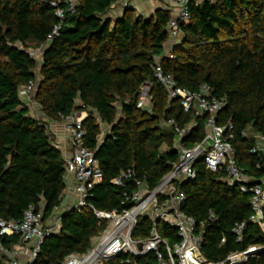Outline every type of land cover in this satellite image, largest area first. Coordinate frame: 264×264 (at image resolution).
I'll use <instances>...</instances> for the list:
<instances>
[{"label": "trees", "instance_id": "16d2710c", "mask_svg": "<svg viewBox=\"0 0 264 264\" xmlns=\"http://www.w3.org/2000/svg\"><path fill=\"white\" fill-rule=\"evenodd\" d=\"M52 0H0V219L20 220L32 205L47 219L61 205L66 188L63 151L49 134V122H62L74 112L86 111L84 143L95 151L103 181L88 201L101 210H121L124 193L133 186L112 184L121 171L133 168L155 186L177 160L175 133L162 123L192 119L179 102L169 104L163 86L154 79L155 57L163 54L168 39L169 10L157 7L148 16L135 7L113 15L117 0H78L66 13L60 34L44 48L41 60L30 49L47 42L59 21ZM183 37L164 57L163 68L178 84L196 91L202 84L227 104L219 123L231 121L233 145L240 166L261 177L260 158L251 153L253 137L243 135L251 126L264 135V0H203L191 4V20L182 25ZM153 81L151 112L138 108L140 86ZM36 84L34 110L21 87ZM185 138L191 147L204 135L203 118ZM103 134L102 140L99 137ZM197 176L181 183L186 195L182 209L197 222L215 218L203 228L202 253L213 263L251 245L264 246V232L250 220L249 193L222 180L199 160ZM246 222L242 239L232 231ZM106 226L89 208H69L61 215L60 229L47 236L36 258L28 264H65L72 254H86L92 238ZM152 223L141 217L135 238H147ZM170 243L178 241L175 228L158 224ZM224 239V242L222 240ZM18 235L6 236L12 249ZM164 259L167 255L164 254ZM0 252V264H8ZM103 264H161L154 252L143 256L120 253ZM240 264H264V249Z\"/></svg>", "mask_w": 264, "mask_h": 264}, {"label": "built area", "instance_id": "2783aa9c", "mask_svg": "<svg viewBox=\"0 0 264 264\" xmlns=\"http://www.w3.org/2000/svg\"><path fill=\"white\" fill-rule=\"evenodd\" d=\"M193 1L195 0H154L159 3V7L171 13L167 25L168 39L164 44L163 54L155 57L154 79L163 86L169 104L179 102L183 111L192 116V119L184 124L175 118L162 123L175 133L177 160L153 187L147 184L145 178L139 177L133 168L121 171L112 180V184L125 186L131 181L132 191L124 193L123 204H127V207L110 211L97 209L88 199L93 196L92 189L103 181L104 175L95 151L84 143L83 120L87 112H74L62 121L66 133L65 144L55 143L65 157V189L70 188L75 199L72 204L67 205L63 197L61 205L56 207L47 219L44 218L42 209L37 210L32 205L26 209L20 220L0 219V252L7 256L8 264L32 262L44 239L60 229L63 211L86 207L93 211L100 222L105 221L106 226L102 232L92 238V246L86 254H72L67 257L65 264H72L74 261L79 264H103L105 260L123 252L143 256L151 251L156 254L161 264H240L264 249L263 245H251L244 251L231 252L221 262L213 263L204 256L201 248L204 243L203 228L206 223L214 220V212L210 211L208 219L199 223L182 209L186 195L181 189V183L196 178L195 165L202 160L208 170L224 172L222 178L224 182L237 186L243 193H249L252 208L250 220L257 223L264 232V174L256 177L239 165L237 151L232 143L235 137L234 126L230 120L226 123L218 122V116L227 104L226 99L213 95L212 88L207 84H202L196 91L180 86L173 75L166 73L162 65L164 57L174 58L172 49L182 41V25L191 20ZM51 5L55 7L54 13L59 21L48 34L47 42L29 51L32 57L39 60L48 43L60 34L66 13L75 11L78 0H52ZM129 7H137L136 0H117L113 5V15ZM152 88L151 80L145 81L140 86L138 108L151 112L154 98ZM35 91L36 84L33 82L21 87L22 97L28 101L33 110L37 105L33 98ZM199 118L204 119L203 138L189 147L184 140L199 125ZM51 123H47L49 134ZM243 135L254 138L251 153L260 158L261 161L256 166L261 170L264 167V135L254 132L251 126L244 130ZM102 138L103 134L99 137V141ZM141 217H146L152 223L147 238L133 236ZM161 222L175 228L178 241L170 243L161 235L158 230V224ZM245 227V221L233 226L232 231L238 241L242 239ZM13 235H18L20 241L14 244L12 249H8L3 244V238ZM164 254L167 255L166 260Z\"/></svg>", "mask_w": 264, "mask_h": 264}, {"label": "crops", "instance_id": "0c3cea01", "mask_svg": "<svg viewBox=\"0 0 264 264\" xmlns=\"http://www.w3.org/2000/svg\"><path fill=\"white\" fill-rule=\"evenodd\" d=\"M148 2V1H147ZM150 6L152 5V2H149ZM158 6L153 5L152 11H154ZM50 134L55 139V142L64 143L66 141V133L64 131V122H52L50 126ZM68 147V146H67ZM63 199L64 202L67 203V205H70L73 203V200L75 199L73 192L70 188H67L63 192Z\"/></svg>", "mask_w": 264, "mask_h": 264}, {"label": "rangeland", "instance_id": "374dc122", "mask_svg": "<svg viewBox=\"0 0 264 264\" xmlns=\"http://www.w3.org/2000/svg\"><path fill=\"white\" fill-rule=\"evenodd\" d=\"M149 2H152L151 6H150ZM153 5H156L159 7V3L154 2V0H136V6L137 7H135V9H136L135 11L138 14L148 16L151 13H153V11H152Z\"/></svg>", "mask_w": 264, "mask_h": 264}, {"label": "bare ground", "instance_id": "6f19581e", "mask_svg": "<svg viewBox=\"0 0 264 264\" xmlns=\"http://www.w3.org/2000/svg\"><path fill=\"white\" fill-rule=\"evenodd\" d=\"M72 264H79V262L74 261Z\"/></svg>", "mask_w": 264, "mask_h": 264}, {"label": "water", "instance_id": "95a60500", "mask_svg": "<svg viewBox=\"0 0 264 264\" xmlns=\"http://www.w3.org/2000/svg\"><path fill=\"white\" fill-rule=\"evenodd\" d=\"M140 248H142V245H140Z\"/></svg>", "mask_w": 264, "mask_h": 264}]
</instances>
